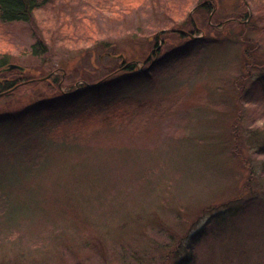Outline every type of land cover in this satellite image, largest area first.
Listing matches in <instances>:
<instances>
[{
    "label": "rangeland",
    "instance_id": "1",
    "mask_svg": "<svg viewBox=\"0 0 264 264\" xmlns=\"http://www.w3.org/2000/svg\"><path fill=\"white\" fill-rule=\"evenodd\" d=\"M208 1L213 2L211 14L192 11ZM261 6L264 0H55L37 9L32 22L0 20V52L15 53L11 62L27 65L33 73L63 61L69 70H77V79L88 72L93 80L115 66L112 54L119 58L123 51L138 57L152 51L151 36L163 31L162 17H171L166 21L176 31L190 32L191 20L200 30L190 38L175 31L163 35L162 44L170 38L162 55H169L146 77L54 106L63 110L89 98L157 96L185 89L187 98L180 110L163 123L154 122L152 138L133 142L127 137L103 138L88 146L89 154L111 160L113 169L105 168L120 178L117 190L103 193L102 212L96 209L99 202L94 207L84 204L80 192L71 197L97 239L106 243L105 257L95 252L99 248L84 247L82 239L89 234L63 219L43 225L42 215L35 218L27 210L6 219L14 198L35 192L33 182L39 184L49 173H69L81 154L57 147L29 129L2 145L8 149L2 150L6 155L0 151V264H163L164 258L173 264L189 251L193 264H264V85L255 83L264 73V36L248 31L241 40L240 24H228L220 34L211 26L233 17L244 20L248 12L253 19ZM38 35L47 38L50 49L33 57L29 50ZM248 46L253 53L248 68L252 76L244 79ZM196 55L209 64L203 73L193 66ZM139 66L144 68L142 62ZM241 78L250 91L239 98ZM55 94L23 87L11 98H0V114ZM237 115L239 132H231ZM128 154L136 159L134 164L130 156L126 164L117 162ZM64 185L76 193L82 186L70 180ZM51 200L67 202L64 194Z\"/></svg>",
    "mask_w": 264,
    "mask_h": 264
},
{
    "label": "trees",
    "instance_id": "2",
    "mask_svg": "<svg viewBox=\"0 0 264 264\" xmlns=\"http://www.w3.org/2000/svg\"><path fill=\"white\" fill-rule=\"evenodd\" d=\"M54 1L55 0H0V20L4 23L18 21L32 22L34 18L33 14L37 9L47 7L53 4ZM212 4V1L202 2L199 6L197 5L195 7L194 11L208 10L211 14L213 11V9H210L212 8ZM256 15L257 16L253 19H250L251 15L248 12L244 20L233 17L218 22L216 25L211 23V26L215 28L214 30L216 33L220 34L228 28V24H230V26L231 24H240L241 31L237 37L241 40L247 38L246 35L248 31H258L261 36H264V6H261L259 14ZM164 16L167 17V14H164ZM162 18L163 20L160 19L159 22L163 21V23L160 22L163 31L160 32L158 30V32H154L151 36V40L154 42V49L152 51H147L138 57H133L123 51L120 52L123 54H121L119 58H115L112 54L110 57H112L111 60L115 62V66L111 67V71L105 75L103 73V77L98 80H93L91 73L88 72L84 74L81 73V75H79L80 78L77 79V70H69L66 63L63 61L49 67L42 66L41 69L33 71V73H31L32 68H29L27 65H22L25 68L24 70L15 68L2 70L11 62L12 57L16 54H13L11 50L0 52V98H11L15 92H18L23 87H32L33 90L35 89V93H43V91H46V93L53 94L57 92V95L55 94L54 97L38 99L32 105L24 109L0 114V151L8 149V146L2 147L4 143L6 144L8 138L11 140L12 137L15 138V136H17L15 134H20L21 131L23 132V130L29 129L30 132L57 145V147L73 149L75 150L73 151L74 153L81 154V159L77 164L78 166H74L69 173L64 171L54 172L52 174L49 173V178H46L39 184L32 181L34 183L35 192H31L22 199H20V196H17L18 200L14 198L11 203V211L9 210V214H7L9 216H7L8 218L6 219H15L13 217L15 213L18 211L25 213L26 210L27 212L33 211L32 213L35 214L33 217L35 218L42 215L39 220H41L43 225L47 224L45 221L49 223L54 221L53 223H57L63 219V221L69 222H67L68 226L75 227V229L81 230L86 235L89 234L82 239V244L84 247L86 246L87 249L90 248V250H97L99 248L95 252H97V254L101 252L103 256L102 253L105 251L106 243L102 245L100 242L102 240L97 239L98 235L92 232L94 229L91 227V222L88 221L86 216L83 217L81 215L83 210H78V203L73 201L71 197H73V195L76 196L80 192L83 200L86 202L84 204H88L89 207H94L95 203L99 202L96 209H101V206H103L102 200H104L103 193L105 190L108 192L117 190V187L119 188L118 180H120V178H117L118 176L114 175L111 170L105 168L111 164V160L109 162L107 159H100L98 155L89 154L88 146L92 142L102 140L103 138L127 137L131 139L132 142L152 138L155 135L154 133H156L153 132V123L156 121L163 123L165 120L174 116L177 111L180 110L182 104H184L187 95L184 93V87L181 86L165 91V93H161L157 96H150L148 94H125L115 97L109 95L94 99L89 98L82 104L80 103L78 105V103H76L63 110L54 109V106L58 102L78 100L83 95L91 92L97 93L105 87L119 86V84L127 81L130 82L140 77H146L150 69L159 65L166 55H169V52L162 55L163 47L170 38L168 37V40L165 38L162 44L159 39H161L163 35L165 36L167 35L166 33L171 34L175 31L177 33L180 32L179 34L182 38H188V36L190 38L191 34H196L200 31L197 29L196 23L192 20V29H189L190 32H187L186 29L176 31L173 27L168 25L166 19L171 17ZM213 19L214 17L212 20ZM206 21L205 19L206 24L210 23V21ZM155 27L160 28L159 25ZM48 45H50V42L47 38L38 35L30 46L29 53L33 57L39 55L44 56L50 49ZM173 49H176V47ZM108 54H110L109 51ZM197 56L198 55H196V57ZM252 56L251 47L248 46L243 56L246 61L243 66L244 71L241 77L244 79L247 76V78L252 76L248 71L253 61ZM101 57H103V54ZM117 59H119V61ZM46 60L47 59L43 57L44 64ZM195 61L193 66L196 65V67L199 68L197 69L199 72L202 71L203 73L205 70H208L209 64L206 62L207 59H205V57L198 56V59ZM139 62H142L143 69L139 66ZM242 78L239 80L240 84L236 88L239 92V98H242L246 92L250 91L243 85ZM255 83L264 85V73L257 76ZM240 118V115H237L236 120L232 122L230 126L231 132H239L238 125L240 123ZM9 150L10 153L8 155H11L13 149L9 148ZM235 151L241 154L237 149H235ZM2 153L6 155L5 151H2ZM131 155L128 154L127 157L119 158L117 162L126 164L129 162L128 156H130V162L134 164L136 159ZM2 162L4 161L2 160ZM123 166L125 165H122V167ZM111 167L113 169V166H109V168ZM22 169L23 168H18V170L21 171ZM26 169L28 173L29 169L27 167ZM0 172H2L1 166ZM38 176L42 177L41 174ZM62 180H64V183H62ZM69 180L70 182L76 183V185L82 184V186L78 187L79 190L77 193L72 191V187L69 188L64 185L68 183ZM61 194H64L67 200L64 204L51 200L52 198H59ZM31 199L33 202L31 205H28ZM69 204L73 206V209L68 208ZM29 208L31 210H29ZM102 211L101 209V212ZM181 239L182 237H180V240ZM131 254L133 257H136L135 253ZM193 255L194 254L189 251L180 259H175L173 264H193ZM165 260L166 258H164L163 264H167Z\"/></svg>",
    "mask_w": 264,
    "mask_h": 264
},
{
    "label": "water",
    "instance_id": "3",
    "mask_svg": "<svg viewBox=\"0 0 264 264\" xmlns=\"http://www.w3.org/2000/svg\"><path fill=\"white\" fill-rule=\"evenodd\" d=\"M193 11V10H192ZM193 13V12H192ZM191 13V15H192ZM21 69V70H24V66H22L21 64H18V63H13V62H10L6 67H4V69L2 70H10V69Z\"/></svg>",
    "mask_w": 264,
    "mask_h": 264
}]
</instances>
